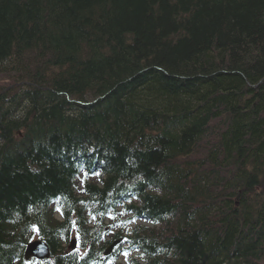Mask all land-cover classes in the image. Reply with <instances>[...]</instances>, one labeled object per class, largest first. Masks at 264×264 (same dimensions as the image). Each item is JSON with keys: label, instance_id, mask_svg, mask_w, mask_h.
Wrapping results in <instances>:
<instances>
[{"label": "trees", "instance_id": "obj_1", "mask_svg": "<svg viewBox=\"0 0 264 264\" xmlns=\"http://www.w3.org/2000/svg\"><path fill=\"white\" fill-rule=\"evenodd\" d=\"M6 73L0 264H264V0H0Z\"/></svg>", "mask_w": 264, "mask_h": 264}, {"label": "bare ground", "instance_id": "obj_2", "mask_svg": "<svg viewBox=\"0 0 264 264\" xmlns=\"http://www.w3.org/2000/svg\"><path fill=\"white\" fill-rule=\"evenodd\" d=\"M92 148H95V147L93 146ZM261 186L264 187V183L263 182H262ZM123 218H124V222H126L128 224H131V225L133 224V226L137 225V224L148 226L149 223H150L148 219L139 218L138 216H135V215H133L131 213L125 214ZM163 235H164V237H169L170 233H163ZM30 245L31 244H27L26 245L24 253H23V258H24L26 263H28V264H39V263H43V261L47 262V261L51 260L50 257L47 258V259L41 260L38 257H36L35 255H33V254H30V255L27 256L26 252L30 248ZM147 245L150 248V251L154 255L162 256L163 252H162V250L160 248H158V247H162L163 246L162 240H159V239L153 240V241L151 240V243L149 242ZM30 250L31 251H36L39 254H43V248L42 247H35V248H31ZM144 257L145 256H142L141 258H142V262L145 264ZM153 262H154L153 264H158L155 261H153Z\"/></svg>", "mask_w": 264, "mask_h": 264}, {"label": "rangeland", "instance_id": "obj_3", "mask_svg": "<svg viewBox=\"0 0 264 264\" xmlns=\"http://www.w3.org/2000/svg\"><path fill=\"white\" fill-rule=\"evenodd\" d=\"M33 64H35V63L33 62L32 65ZM14 78H15V76L12 73H6V74L0 75V91L2 89L7 88L10 85H12V82H13V79ZM263 181H264V177H263ZM123 217L124 216H122L120 218V220H124ZM120 220L117 223H121ZM133 227H134L133 224L131 225V224H126L125 222H123L121 224H117L116 227H114L115 228L114 230H115V232L121 231L124 235L129 236V232L133 229ZM131 257L132 258H130V255L129 256H123V255H121L119 261L121 263H123V264H129V260L130 259H133V260H136L137 259V255L136 254H132Z\"/></svg>", "mask_w": 264, "mask_h": 264}, {"label": "water", "instance_id": "obj_4", "mask_svg": "<svg viewBox=\"0 0 264 264\" xmlns=\"http://www.w3.org/2000/svg\"><path fill=\"white\" fill-rule=\"evenodd\" d=\"M35 247H42L43 248V254H39L36 251H31V248H35ZM33 254L36 257H38L41 260L47 259L50 257V250L48 248V246L45 243H41V242H34L31 243L30 248L27 250L26 255H30Z\"/></svg>", "mask_w": 264, "mask_h": 264}]
</instances>
